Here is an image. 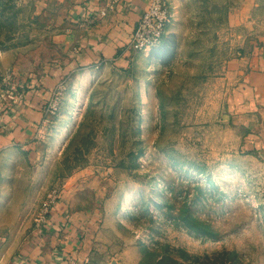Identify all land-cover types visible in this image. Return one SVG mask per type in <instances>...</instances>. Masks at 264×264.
<instances>
[{"label": "rangeland", "instance_id": "obj_1", "mask_svg": "<svg viewBox=\"0 0 264 264\" xmlns=\"http://www.w3.org/2000/svg\"><path fill=\"white\" fill-rule=\"evenodd\" d=\"M162 1L159 46L57 80L73 54L51 1L0 0V131L15 102L39 114L28 142L0 149L6 244L43 226L55 193L85 216L75 264H264V122L228 103L230 62L250 49L230 20L243 0Z\"/></svg>", "mask_w": 264, "mask_h": 264}, {"label": "crops", "instance_id": "obj_2", "mask_svg": "<svg viewBox=\"0 0 264 264\" xmlns=\"http://www.w3.org/2000/svg\"><path fill=\"white\" fill-rule=\"evenodd\" d=\"M56 17L52 25L57 38L69 48L64 76L75 67L98 72L103 66H123L131 59L127 49L141 14L150 0H50ZM230 20L239 19L250 37L248 52L230 62L237 84L228 100L244 125L264 122V0H243L238 9L230 8ZM104 12V14H102ZM37 105L30 100L15 102L4 116L0 149L21 146L29 141ZM3 117V116H2ZM69 199L58 201L46 223L28 234L25 241L6 244L0 236V264H64L70 257L82 258L85 252V216L71 209ZM19 234V232H18ZM14 235L11 239H20Z\"/></svg>", "mask_w": 264, "mask_h": 264}, {"label": "built area", "instance_id": "obj_3", "mask_svg": "<svg viewBox=\"0 0 264 264\" xmlns=\"http://www.w3.org/2000/svg\"><path fill=\"white\" fill-rule=\"evenodd\" d=\"M169 23V11L163 1L150 0L132 33L127 49L134 52H143L159 46L164 39ZM50 197V200L44 203V212L38 219L39 223H46L52 207L58 202L55 193ZM74 261V258L70 257L66 259L64 264H75Z\"/></svg>", "mask_w": 264, "mask_h": 264}]
</instances>
